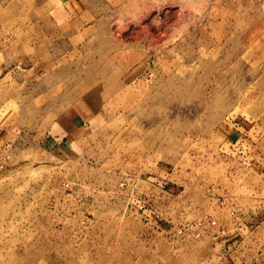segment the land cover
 <instances>
[{"label": "rangeland", "instance_id": "rangeland-1", "mask_svg": "<svg viewBox=\"0 0 264 264\" xmlns=\"http://www.w3.org/2000/svg\"><path fill=\"white\" fill-rule=\"evenodd\" d=\"M0 264H264V0H0Z\"/></svg>", "mask_w": 264, "mask_h": 264}, {"label": "built area", "instance_id": "built-area-1", "mask_svg": "<svg viewBox=\"0 0 264 264\" xmlns=\"http://www.w3.org/2000/svg\"><path fill=\"white\" fill-rule=\"evenodd\" d=\"M195 237H196V238L199 237V233H196V234H195Z\"/></svg>", "mask_w": 264, "mask_h": 264}]
</instances>
